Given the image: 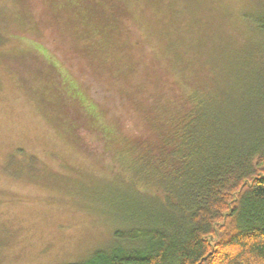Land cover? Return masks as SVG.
<instances>
[{"label": "trees", "instance_id": "1", "mask_svg": "<svg viewBox=\"0 0 264 264\" xmlns=\"http://www.w3.org/2000/svg\"><path fill=\"white\" fill-rule=\"evenodd\" d=\"M11 1L6 34L57 61L93 113L83 121L119 161L124 184L110 190L124 200L128 226L112 250L79 264H264V3L257 20L244 21L246 36L229 24L184 21L198 3ZM40 63L30 78L47 104L56 78ZM58 101L73 110L65 96ZM46 118L64 133L63 120ZM45 173L49 184L65 178ZM89 193L72 194L99 202Z\"/></svg>", "mask_w": 264, "mask_h": 264}, {"label": "rangeland", "instance_id": "2", "mask_svg": "<svg viewBox=\"0 0 264 264\" xmlns=\"http://www.w3.org/2000/svg\"><path fill=\"white\" fill-rule=\"evenodd\" d=\"M172 1L180 8L198 3L195 13L190 12L191 8L181 15L184 21L190 15V21L208 19L209 29L210 22L213 27L229 24L246 36L253 33L245 22L251 17L250 22L257 20L256 4L264 3V0H163V3ZM13 10L11 0H0V33H5L0 37V55L7 54L0 61V264L86 263L94 252L110 251L119 244L114 235L128 226L121 219L127 213L124 200L110 190L114 189L113 183L124 184L119 177V161L106 150L103 132L84 122L93 113L82 103L57 61L41 46L12 32L6 34L11 28L7 23ZM19 54H23V65L15 60L14 56ZM40 61L56 78L52 83L56 90L52 93L47 89L43 94L47 104H43L30 78ZM64 96L75 113L67 109L66 101H58ZM68 111L72 113L70 117ZM45 114L54 122L63 120L64 133L48 125ZM20 166L31 170H23L25 174L19 176ZM40 167L48 174L53 172L52 175L65 178H56L58 183L49 184L42 180L43 175L51 178L44 172L35 181L34 170ZM82 175L91 180L81 179ZM77 191L90 192L99 202L74 196L72 193ZM102 212H108L107 216Z\"/></svg>", "mask_w": 264, "mask_h": 264}]
</instances>
